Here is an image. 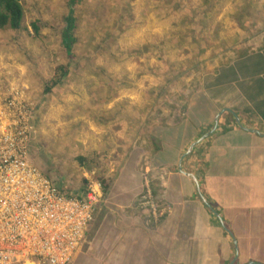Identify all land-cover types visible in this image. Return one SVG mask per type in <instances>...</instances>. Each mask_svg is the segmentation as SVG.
<instances>
[{"label":"crops","instance_id":"crops-1","mask_svg":"<svg viewBox=\"0 0 264 264\" xmlns=\"http://www.w3.org/2000/svg\"><path fill=\"white\" fill-rule=\"evenodd\" d=\"M234 31L230 47L238 55L202 77L200 94L217 114L198 135L192 137L179 107L151 108L154 118L144 107L141 117L120 110L128 117L119 118L120 130L101 116L89 124L91 152L101 157L92 181L102 176L113 186L101 190L69 264H264V43L255 37L245 46L247 32ZM13 56L4 53L9 76L0 73V88L18 98L28 68ZM172 109L183 131L163 123ZM162 128L163 136L156 133ZM144 175L155 208L143 202Z\"/></svg>","mask_w":264,"mask_h":264},{"label":"rangeland","instance_id":"rangeland-1","mask_svg":"<svg viewBox=\"0 0 264 264\" xmlns=\"http://www.w3.org/2000/svg\"><path fill=\"white\" fill-rule=\"evenodd\" d=\"M22 5V29L0 30V73L9 76L4 53L28 68L18 92L34 118L31 162L49 171L56 188L60 182L81 188L83 176L93 180L99 175L101 157L91 152L89 138V124L98 116L119 129V118L128 119L119 114L125 109L141 117L144 107L149 118L155 117L151 108L182 111L185 100L180 102L178 92L187 96L190 85L203 84L205 70L238 55L230 47L238 38L234 29L247 32L245 46L255 37L264 43V0H23ZM71 8L78 24L75 64L61 44L64 17ZM33 22L47 23L39 36ZM192 28L199 31L193 33ZM63 64L72 68L67 81L44 95ZM5 93L10 90L0 88V100ZM179 113L172 109L163 123L177 124ZM148 145L145 140L143 147ZM78 156L89 160L83 168Z\"/></svg>","mask_w":264,"mask_h":264},{"label":"built area","instance_id":"built-area-1","mask_svg":"<svg viewBox=\"0 0 264 264\" xmlns=\"http://www.w3.org/2000/svg\"><path fill=\"white\" fill-rule=\"evenodd\" d=\"M0 100V264H69L85 239L101 190L64 197L31 162L32 110L17 94ZM143 202L155 208L144 175ZM95 184L100 187L98 182Z\"/></svg>","mask_w":264,"mask_h":264},{"label":"trees","instance_id":"trees-1","mask_svg":"<svg viewBox=\"0 0 264 264\" xmlns=\"http://www.w3.org/2000/svg\"><path fill=\"white\" fill-rule=\"evenodd\" d=\"M22 1L23 0H0V30H9L14 33H18L22 29V23L25 14ZM64 23L65 26L61 31V44L64 52L67 54V58L70 60V62L73 61L75 64L77 62L76 60H78L74 54V49L77 42L76 29L78 24L75 18L74 8H71L67 16L64 17ZM42 26H47V23L42 22L41 25H38L35 22L32 23V30L36 36H39ZM198 29L199 28H192L193 33L199 31ZM194 67H198V63L195 64ZM71 69L72 68H70L68 64L60 65L56 70V77L46 84L44 95H51L55 87L64 84L67 81ZM206 73H209V70H205L203 75ZM191 87L192 85H190V91L188 94L191 95L192 98L190 100L187 98V101L182 104V116L186 117V114L188 115L187 127L193 137L200 133L199 130L201 129L202 125L206 123L209 126L213 125L214 118L217 114V109L214 108V105L208 99H206L205 96L200 94V90L202 89L200 82L198 84H193V87ZM206 114H208V116L205 119ZM173 126L174 127L171 129L173 132H177V129L183 131V125L177 126V124H174ZM159 127L165 126L160 125ZM166 130L167 129L162 128V130H156V133L163 136L166 133ZM136 154L137 152L134 153V155ZM77 160L79 164H82H80L82 168L85 165V162H88V159L85 156H78ZM94 161H96V159H94ZM157 165L159 164L157 163ZM41 171L48 179L52 180L49 171ZM89 171L92 172V169H89ZM98 180L102 185V190H111L113 186V181L111 179L100 176ZM82 182L83 185L81 188H76L73 185L60 182V187L58 186V190L66 194V196H78L81 199L84 198L83 194H86L92 181L91 179L86 180L83 176Z\"/></svg>","mask_w":264,"mask_h":264},{"label":"bare ground","instance_id":"bare-ground-1","mask_svg":"<svg viewBox=\"0 0 264 264\" xmlns=\"http://www.w3.org/2000/svg\"><path fill=\"white\" fill-rule=\"evenodd\" d=\"M92 181V180H91ZM102 190V188L100 189V187H98L94 181L91 182V184L89 185V188H88V193L90 192V190ZM60 194L63 195L64 197H66V194H64L63 192L60 191ZM75 199H80L78 196H75L74 197ZM83 199V198H81Z\"/></svg>","mask_w":264,"mask_h":264}]
</instances>
